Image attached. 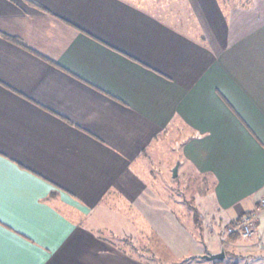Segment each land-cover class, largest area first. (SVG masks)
Wrapping results in <instances>:
<instances>
[{"label":"crops","instance_id":"0c3cea01","mask_svg":"<svg viewBox=\"0 0 264 264\" xmlns=\"http://www.w3.org/2000/svg\"><path fill=\"white\" fill-rule=\"evenodd\" d=\"M199 1L188 0L193 33L141 0H0V158L27 173L6 170L0 227L17 241L4 260L153 264L84 221L105 203L147 195L141 156L171 125L186 138L175 151L185 189L200 176L229 227L209 251L172 207L142 209L155 232L152 256L182 241L190 254L216 253L243 238L241 216L264 197V0H253L252 17L225 16L214 0L202 11ZM149 195L162 204L160 190ZM257 220L254 237L263 239L264 209ZM112 224L101 228L114 238Z\"/></svg>","mask_w":264,"mask_h":264},{"label":"rangeland","instance_id":"374dc122","mask_svg":"<svg viewBox=\"0 0 264 264\" xmlns=\"http://www.w3.org/2000/svg\"><path fill=\"white\" fill-rule=\"evenodd\" d=\"M131 1L138 2V0ZM255 1L256 4L259 3V0ZM214 2L225 16H227L228 13L235 15L233 13L236 12L242 17H252L255 15L256 9L259 6V4L255 6L253 0H214ZM141 4L151 13L166 17L167 19L176 18L178 22L177 25L181 28L191 29L193 33L199 30L197 21L193 16V13L196 14V12L192 9V13L188 0H141ZM208 5L206 0L199 1L200 10L202 11H206ZM178 131L179 129H176L174 125H171L169 128L167 127V130L158 139L155 148H152L144 156H141L140 162L142 164V172L145 173L146 176L142 179L146 181L147 186H149V189L147 188L145 190V193H147L145 197H139L138 195L137 197L139 198L131 203L122 200L124 203L123 205L117 201H114L112 205L110 203H105L97 208L95 213L92 214V217L84 221V223L88 227H93L87 229H90L95 235H103L105 237H110L107 235H111L112 241H115L118 245L120 244L121 247L133 256L136 255L137 251L145 253V257H148L147 260L150 262L152 261L153 264H212L213 261L202 258L198 259V254H190L191 251L185 249L186 246L183 241L176 249H173L174 247L170 248L163 243V246L167 248L163 247L161 258L158 259L152 256L155 250L158 251V249L153 247V235L155 232L154 229L149 228L152 224L150 221L146 220V216H143L141 212L142 209H145L143 213L145 212L148 214L149 212L152 214L153 210L151 207L153 206L159 207V205H161V208L167 209L172 207L178 214V223L188 226L191 229L192 238L196 237L197 239L201 237L202 243L204 242L207 244L209 251H213L221 246V238L224 234L221 232L224 231V228L229 227V222L227 223L228 217L223 216V211L221 210L216 213L213 205L208 202V194H203L205 190L202 189L204 185H202L199 179L200 176L198 177L197 174L193 173L190 191L185 189L187 173V170L184 168L185 166L179 168V175L177 174L176 177H172L173 167L178 161V157L175 156L177 144H182L186 139L183 138L180 133H177ZM140 175L142 174L139 173V176ZM177 177H180L181 180H177ZM193 180L196 187L193 185ZM155 190H160L162 204L158 201L154 204L153 195H149ZM190 204L194 207L190 208ZM160 213L163 214L165 212ZM159 217L160 215H158L157 218ZM255 217L257 219V214ZM101 221L105 224L107 222L110 224L113 223L111 225L113 228L111 229L116 231L114 238H112L114 233L112 234L108 228H101ZM91 222L92 224L90 226L89 223ZM140 224L141 228H138ZM145 225L148 228H143ZM118 228L123 229V235L124 238L127 239L128 245L125 243L121 244L117 239L119 233ZM201 228H204V230L202 231ZM261 229V234L263 235L264 227ZM147 230H150V235L147 234ZM208 230H213V232L208 233ZM218 230H220V232H218ZM254 234L245 239H238L236 246L230 247L231 243L227 244V247L223 250L225 252V257L221 260L229 263L236 262L237 264H264V238L258 239L257 236L254 237ZM143 237H145V241ZM181 240L182 239H180V241ZM186 240L188 245H192L190 239L187 238ZM132 243L136 245L138 249H135Z\"/></svg>","mask_w":264,"mask_h":264},{"label":"snow or ice","instance_id":"6c2138e0","mask_svg":"<svg viewBox=\"0 0 264 264\" xmlns=\"http://www.w3.org/2000/svg\"><path fill=\"white\" fill-rule=\"evenodd\" d=\"M6 170H12L16 175L27 177V173H20L19 170L15 168V165H12L8 161H5L3 158H0V202H2L3 193L6 185ZM29 179H33V178L29 177ZM36 183H40V182L36 181ZM0 222H4V217L2 214H0ZM7 223L10 224L11 221H7ZM13 241H17V238L13 237L11 233H7L4 230V228L0 227V264H45V260H48L47 256H45V260H35V259L20 260V261L4 260L3 255L5 248L9 243ZM19 243L23 244L24 242L20 241ZM61 243H63V241ZM26 247L31 248V245H27ZM57 247H59V245ZM51 250L54 253L56 252L55 248ZM33 251H38V250H33ZM54 258L55 257H53L52 259Z\"/></svg>","mask_w":264,"mask_h":264},{"label":"built area","instance_id":"2783aa9c","mask_svg":"<svg viewBox=\"0 0 264 264\" xmlns=\"http://www.w3.org/2000/svg\"><path fill=\"white\" fill-rule=\"evenodd\" d=\"M264 209V197L260 198L259 205L250 212H245L241 218V236L243 238H248L252 236L256 230L257 210Z\"/></svg>","mask_w":264,"mask_h":264},{"label":"water","instance_id":"95a60500","mask_svg":"<svg viewBox=\"0 0 264 264\" xmlns=\"http://www.w3.org/2000/svg\"><path fill=\"white\" fill-rule=\"evenodd\" d=\"M177 166L178 163L175 164L172 170V177H175L177 174ZM199 258L208 260V261H214V260H221L225 257V252L223 250L216 252V253H211L207 250L204 251V253L197 255Z\"/></svg>","mask_w":264,"mask_h":264},{"label":"trees","instance_id":"16d2710c","mask_svg":"<svg viewBox=\"0 0 264 264\" xmlns=\"http://www.w3.org/2000/svg\"><path fill=\"white\" fill-rule=\"evenodd\" d=\"M197 218H198V216H197ZM197 218H196V220H197ZM235 231H236V236L235 237H238V236L240 237L241 236V222L240 221H239ZM212 264H237V263L236 262L229 263V262H224L223 260H217V261H213Z\"/></svg>","mask_w":264,"mask_h":264}]
</instances>
